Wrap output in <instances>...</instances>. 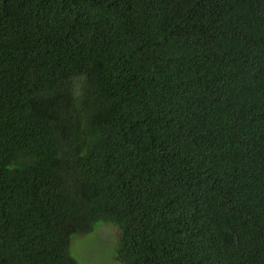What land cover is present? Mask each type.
<instances>
[{
	"label": "trees",
	"instance_id": "trees-1",
	"mask_svg": "<svg viewBox=\"0 0 264 264\" xmlns=\"http://www.w3.org/2000/svg\"><path fill=\"white\" fill-rule=\"evenodd\" d=\"M264 264V0H0V264Z\"/></svg>",
	"mask_w": 264,
	"mask_h": 264
},
{
	"label": "rangeland",
	"instance_id": "rangeland-1",
	"mask_svg": "<svg viewBox=\"0 0 264 264\" xmlns=\"http://www.w3.org/2000/svg\"><path fill=\"white\" fill-rule=\"evenodd\" d=\"M116 238L114 225L99 222L91 232L72 236L68 251L75 264H119L113 253Z\"/></svg>",
	"mask_w": 264,
	"mask_h": 264
}]
</instances>
